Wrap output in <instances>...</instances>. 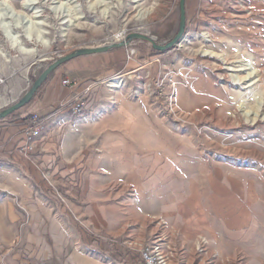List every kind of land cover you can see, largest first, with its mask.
Returning a JSON list of instances; mask_svg holds the SVG:
<instances>
[{
    "label": "rangeland",
    "instance_id": "rangeland-1",
    "mask_svg": "<svg viewBox=\"0 0 264 264\" xmlns=\"http://www.w3.org/2000/svg\"><path fill=\"white\" fill-rule=\"evenodd\" d=\"M180 16V0H0V111L59 57L131 33L166 44ZM95 55L81 114L30 110L40 87L0 120L43 128L34 174L0 155L19 264H133L127 251L136 264H264V0H186L172 48ZM18 150L28 165L33 150Z\"/></svg>",
    "mask_w": 264,
    "mask_h": 264
},
{
    "label": "crops",
    "instance_id": "crops-1",
    "mask_svg": "<svg viewBox=\"0 0 264 264\" xmlns=\"http://www.w3.org/2000/svg\"><path fill=\"white\" fill-rule=\"evenodd\" d=\"M103 61V57L89 54L79 56L65 63L64 69L42 84L43 86L38 91L40 97L33 101L30 110L44 113L53 109H63V106L67 105L68 108H65L73 111V106L79 100L84 99L92 88L96 79L95 74L98 72L100 63L103 65ZM64 79H69L71 85L64 84ZM23 125L22 122L0 125V155L10 161L13 160L16 164H21L25 168L26 174L31 175L36 170L33 159L40 141L32 136L29 128H25L26 126L23 127ZM27 144L30 145L25 146ZM30 146L33 150L31 159L28 165H24L21 160L22 157L18 154V149ZM19 210L13 200L3 198L0 201V254L3 253L0 260L3 263L7 260L8 264H19L17 261L19 260V250L17 245H14L19 242L18 230L23 225H21L23 219Z\"/></svg>",
    "mask_w": 264,
    "mask_h": 264
},
{
    "label": "water",
    "instance_id": "water-1",
    "mask_svg": "<svg viewBox=\"0 0 264 264\" xmlns=\"http://www.w3.org/2000/svg\"><path fill=\"white\" fill-rule=\"evenodd\" d=\"M180 24L177 34L166 44H158L152 37H149L142 33H131L127 35V37L118 43H113L110 45L98 46V47H87V48H80L76 51L69 53L67 55L61 56L52 62L41 74L40 76L34 81L31 85L29 90L24 94V96L15 104L11 105L10 107L0 111V120L6 118L11 113L19 110L26 104H28L32 98L34 97L35 93L38 89L42 86V84L48 79V77L61 65L67 63L68 61L77 58L83 55L89 54H97L107 52L114 48H120L124 46H128L134 40H143L152 44V46L158 51H165L167 49L172 48L176 44H178L184 36L185 29H186V0H180Z\"/></svg>",
    "mask_w": 264,
    "mask_h": 264
},
{
    "label": "built area",
    "instance_id": "built-area-1",
    "mask_svg": "<svg viewBox=\"0 0 264 264\" xmlns=\"http://www.w3.org/2000/svg\"><path fill=\"white\" fill-rule=\"evenodd\" d=\"M63 83L66 84V85H71V81L69 79H64L63 80ZM84 105V102L82 100H79V102L73 106V111L74 113L75 112H79L81 110V108L83 107ZM32 125L29 128V131L31 132L32 136H38L40 135V133L42 132V126L40 124V121L37 117V115H35V117L33 118V121H32ZM26 148H29V149H32L31 146L30 147H26ZM26 148L24 147H21V149L23 150H27Z\"/></svg>",
    "mask_w": 264,
    "mask_h": 264
},
{
    "label": "trees",
    "instance_id": "trees-1",
    "mask_svg": "<svg viewBox=\"0 0 264 264\" xmlns=\"http://www.w3.org/2000/svg\"><path fill=\"white\" fill-rule=\"evenodd\" d=\"M62 66V65H61ZM60 66V67H61ZM52 75V74H51ZM50 75V76H51ZM49 76V77H50ZM17 111H15V112H13V113H11L10 115H13V114H15ZM82 113V110L80 111V114ZM9 115V116H10ZM31 116L32 115H30L29 116V118H31ZM2 120V119H1ZM94 240H96V242L99 244V246H103V245H105L106 244V242L104 241V240H102V239H94ZM126 256H125V259L127 260V262H130V263H133V264H136V261L135 260H137V262H139L140 260H142V257L139 255V253L138 252H133V251H127L126 252V254H125ZM136 256H138V258H136ZM136 258V259H135Z\"/></svg>",
    "mask_w": 264,
    "mask_h": 264
},
{
    "label": "bare ground",
    "instance_id": "bare-ground-1",
    "mask_svg": "<svg viewBox=\"0 0 264 264\" xmlns=\"http://www.w3.org/2000/svg\"><path fill=\"white\" fill-rule=\"evenodd\" d=\"M257 7V6H256Z\"/></svg>",
    "mask_w": 264,
    "mask_h": 264
}]
</instances>
